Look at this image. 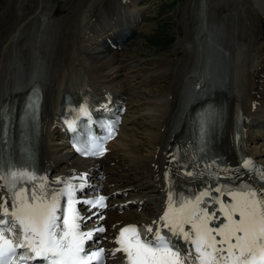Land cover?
<instances>
[{
	"label": "bare ground",
	"instance_id": "obj_1",
	"mask_svg": "<svg viewBox=\"0 0 264 264\" xmlns=\"http://www.w3.org/2000/svg\"><path fill=\"white\" fill-rule=\"evenodd\" d=\"M22 1L23 3L25 2L24 0ZM260 2L264 3V0H260ZM23 3L21 2V4ZM133 4H131V10L129 11L132 14V20L136 19L138 15V11L134 9L135 5L133 7ZM205 4V0H199L200 7L198 9L197 35L194 41L192 40L189 43L197 49L198 53L191 64L193 67L186 70L188 64L185 66L183 75L186 77L188 85L182 86L181 97L179 100L175 96L167 98L169 95L168 92L165 97L158 98L156 101L157 103L148 106V108L140 105L143 111H147L148 115L155 116L154 114L157 113V117L159 119L161 118L157 130H152L147 137L148 149L145 155H134L135 152H139V148L137 147L135 140L136 136L133 132L130 134L131 139L124 137L123 127L127 123L126 120H124L116 139L109 145V152L118 150L124 154L125 157L132 158L142 164L141 173L135 184L125 187L127 190L129 189L134 192V195L125 198L123 201H129L130 208H138L140 200L147 198L151 200L150 204L153 205V212L150 217H145L146 215L144 214L136 215L135 211L129 209L126 214H124L125 211L123 212V217L120 216L118 218L116 212L119 210L120 204L112 205L113 202H111L109 209L103 213L106 215L105 220L100 222L101 225L106 227V232L99 238L102 239L103 244L110 249L108 251L109 253L112 252L115 246L114 240L121 227L137 223H141L146 227L152 225L153 221H157L167 208L170 193L173 200L176 202L183 199L195 200V197L200 194V192H198L199 185H197V183L201 181L196 176L197 170L195 165L189 159V156L185 154L187 143L184 138V134L188 131V119L197 105H202L209 101H218L220 103L224 122L217 137L214 138L213 149H217L223 157V160L228 163L224 169L233 172L232 174L235 175V177H241L236 183L224 184L218 188L237 190L242 185H251L259 190V184L256 183V180H254L242 166L239 154L243 153L247 155L252 162L261 167L264 166V92H261L260 89L264 81L263 79L257 81L256 91L252 96L249 95L247 91L242 92L238 80L239 75L244 71V64L242 62L244 57H242V54L244 55L246 52L245 50L243 53L245 46L240 44L235 53H228L229 51L227 49H225V52L221 46L213 42L211 36L213 26L202 17L206 15ZM42 6L43 1L38 0L36 1L35 7L29 5L28 8H24V12L19 16L21 20L17 24L16 19L13 20L11 23L12 29L10 28V31L6 32V38L1 41L0 51L2 53L7 51L14 41L23 34L22 32L30 19L41 17L44 25L51 22L53 23V17L50 16L51 12L45 11ZM83 9L79 16L80 31L84 28V25L82 26L81 23L85 21V12ZM122 15L123 14H121V16ZM261 19L264 20V17ZM44 25L42 26L43 28ZM106 25L108 30L101 28L99 32H92L90 36L85 39V44H83L82 49H88L90 44H97L99 40L109 39L111 34L114 33L115 27L111 24L110 20L106 22ZM46 26L47 25H45V27ZM118 28L117 26L116 29ZM39 36L40 35L36 38L38 39ZM94 38L97 39L93 40ZM201 41L204 44L203 49L205 51V56L203 54V44L201 45ZM79 44L81 45V43ZM67 46V50H64L65 54H62V60L59 61L60 63L55 66V68L47 66L43 61L44 59L39 57L33 59L29 67L23 62L21 67L17 64L16 66L14 65L15 67L13 68V63L10 61V67L6 71V77L8 79L0 83V110L4 103H6V106L9 104L19 105L21 99L33 84H36L42 90L43 105L39 134L36 140L31 139L27 144L32 154V163H28V159L24 154L18 153V150L23 148L24 145L16 146L15 151L9 153L6 157V173L9 169L26 168L35 174L37 177V184L40 183V177L45 179L49 192L63 189L65 184L60 183L62 181H68L71 182V184L73 182L80 183L81 176L85 177L87 175L88 178L91 173H97L96 176H99L98 171L102 165V162L97 161L93 164V167L83 168L76 163L86 164L88 160H78L77 162L72 160L70 156L71 151L67 148L66 132H61L63 123L59 113L64 104V96H74L76 99L72 98V101L77 102L78 109L91 112V109L96 105H98L100 109L107 107V103L111 100L114 102L117 101V103L121 101L123 105H126V96L132 89L131 83H126V78L123 80L119 77L120 79L118 80V76L115 73H113L115 74L113 78L111 77L109 80L103 79L104 82H109L108 85L100 83L98 78H90V75L94 74V70L92 68V71H88V62L86 60V54H84L85 52L78 51L79 49H77L72 42L71 44L67 42ZM24 47L27 51L30 49L33 50L32 47H29L28 43ZM24 47H22V49ZM207 48L209 49L205 50ZM195 49H193V51H195ZM2 53H0V58L3 55ZM213 53L218 55L215 61L213 60ZM218 59L225 65L229 62L233 63L234 69L232 71L230 83L229 81L226 82V78L222 74L216 78V81L213 80L212 86H208L207 77H211L213 75L212 73L218 71V63H216ZM201 63H206V66H201L202 69L205 67L207 72H199ZM17 66L19 70L16 72L14 69ZM30 66L33 67L30 68ZM168 69H170V67ZM116 79L118 81H115ZM195 89L197 91H195ZM127 104L129 105V103ZM190 104L192 106H189ZM238 110L242 112L240 145L235 139L237 134L235 117L237 116ZM255 141H260L262 145L256 146ZM134 148H136L137 151ZM254 157L260 159V163L257 162ZM219 161L221 162L222 160ZM97 164H99V166ZM188 173H191V175H188ZM82 182H86V180L84 179ZM110 183L115 184L114 181ZM113 184L112 187L107 188L112 199L120 194L122 195V191H126L125 188H118ZM53 185L55 187H52ZM216 195L219 194L216 193ZM135 197L136 199H134ZM219 198L225 203L232 202L231 194L227 191ZM143 205H145V202H143ZM140 206L142 207V204ZM144 208H147V206L145 205ZM81 213L83 216H91L90 220L82 224V230L90 229L92 225L99 220L98 217L92 214L93 212L83 210ZM153 227H155V225H153ZM111 260L114 263L121 262L123 260L122 253L113 255Z\"/></svg>",
	"mask_w": 264,
	"mask_h": 264
},
{
	"label": "rangeland",
	"instance_id": "obj_2",
	"mask_svg": "<svg viewBox=\"0 0 264 264\" xmlns=\"http://www.w3.org/2000/svg\"><path fill=\"white\" fill-rule=\"evenodd\" d=\"M24 1L28 3H23L22 0H0V50L1 41L6 38V32L10 31L13 20L16 19L17 24L21 20L19 16L24 12V8H28L29 5L35 7L38 0ZM42 1V8L51 12L53 23L45 24L47 25L45 27L41 17L30 19L22 32L23 34L17 39L18 41L15 40L7 51L3 53L0 51L3 54L0 58V83L8 79L6 71L10 67V61L13 63V68L17 64L21 67L23 62L29 67L32 60L39 57L44 59L47 66L55 68L68 48L67 42L70 44L72 42L79 49L78 51L85 52L88 71H92V68L94 70V74H91L90 78H98L100 83L108 85L109 82H104L103 79L109 80L117 74L118 80L126 78V83H131L132 89L127 94L129 105L125 116L127 123L123 127L124 137L131 139L130 134L133 132L139 148V152H135L134 155L144 156L148 149L147 137L152 130H157L161 118L157 117V113L154 114L155 116L148 115L140 105L148 108V106L157 103L158 98L165 97L168 92L167 98L175 96L178 99L181 95L179 87H182L183 83L180 81V76H183L187 64L186 70L193 67L191 64L198 53L197 49L189 43L194 41L197 35L199 0ZM131 4L133 7L135 5L134 9L138 11L133 24H130L132 21V14L129 12ZM205 6L206 22L213 26L211 31L213 42L221 46L223 51L226 52L225 49H227L228 53H235L240 44L245 46L243 53L245 50L246 52L244 55L242 54L243 60H245L243 61L244 71L241 73L243 76L239 75L238 81L242 92L247 91L252 96L256 91L257 81L260 79L264 81V38L261 35L260 26L261 22H264L261 19L264 17V3L260 0H207ZM82 9L85 12V21L81 23L84 28L80 31L79 16ZM121 14L123 15L121 16ZM109 18H111L112 25L118 19V32H122V35L126 34V40L124 44L122 43L121 50L107 49L106 41H100L98 44L92 43L93 45L90 44L88 49H82L85 39L92 32L104 29V23ZM129 31H134V34ZM38 35L40 36L37 39ZM119 35L117 33L114 36L115 39L111 40L116 41ZM95 39L97 38L93 40ZM108 40L110 42V39ZM27 43L33 50H25L24 46ZM203 46L204 44L202 50L205 56ZM22 47L24 48L22 49ZM215 55L213 53L214 61L218 57ZM18 66L14 69L16 72L19 70ZM169 67L170 69H168ZM232 73L231 69L230 79ZM212 74L207 80L208 86H212L213 80L220 76V73L217 72ZM262 85L260 89H262L261 92H264L263 82ZM256 144L259 143L256 142ZM102 166L104 174H107L103 184L104 192H108L107 188L112 187L111 181H114L113 185L118 188L134 185L142 170L141 163L125 157L118 150L110 152ZM125 190L122 191V195L112 199L114 205L124 204L125 198L134 195V192L129 189L125 188ZM129 209L124 210V214ZM130 210L135 211L136 215L144 214L145 217H150L153 205H147V208L141 210L140 208H131ZM124 211H117V217H123Z\"/></svg>",
	"mask_w": 264,
	"mask_h": 264
},
{
	"label": "snow or ice",
	"instance_id": "obj_3",
	"mask_svg": "<svg viewBox=\"0 0 264 264\" xmlns=\"http://www.w3.org/2000/svg\"><path fill=\"white\" fill-rule=\"evenodd\" d=\"M93 154L102 155L103 150ZM39 179L37 184L26 168L0 175V264H101L104 249L91 251L85 245L105 229L82 230L91 216L81 215L76 205L102 209L106 197L80 200L76 191L84 183L74 186L68 181L60 182L63 189L49 192L45 179ZM254 179L259 190L251 185L215 188L219 195L214 196L209 188L195 200L179 202L170 193L167 208L152 225L119 229L112 255L122 253L124 264H264V170ZM226 191L231 203L219 198ZM92 214L103 219L100 213Z\"/></svg>",
	"mask_w": 264,
	"mask_h": 264
},
{
	"label": "water",
	"instance_id": "obj_4",
	"mask_svg": "<svg viewBox=\"0 0 264 264\" xmlns=\"http://www.w3.org/2000/svg\"><path fill=\"white\" fill-rule=\"evenodd\" d=\"M260 25H261L263 36H264V22L262 21Z\"/></svg>",
	"mask_w": 264,
	"mask_h": 264
}]
</instances>
